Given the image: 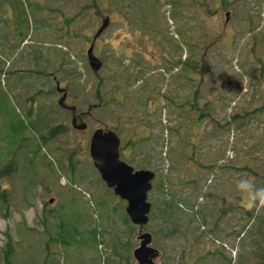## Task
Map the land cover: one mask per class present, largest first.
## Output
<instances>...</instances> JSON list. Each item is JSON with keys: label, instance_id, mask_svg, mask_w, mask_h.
Returning a JSON list of instances; mask_svg holds the SVG:
<instances>
[{"label": "rangeland", "instance_id": "1", "mask_svg": "<svg viewBox=\"0 0 264 264\" xmlns=\"http://www.w3.org/2000/svg\"><path fill=\"white\" fill-rule=\"evenodd\" d=\"M224 2L21 0L26 14L38 9L21 36L17 4L0 0V137L11 122L21 127L20 117L42 112L65 130L44 152L53 167L68 169L59 179L45 175L31 145L19 151L16 170L0 178L8 202L4 210L0 196V264L6 255L9 264H137L139 228L127 231L115 210L126 203L92 166L97 129L117 134L120 159L154 173L153 185L170 182L149 192L156 211L142 228L157 264H264V206L247 208L239 187L241 180L264 186V0ZM105 17L93 49L102 67L93 73L86 50ZM62 35L67 42L57 40ZM189 59L196 68L183 64ZM56 83L86 130L71 127ZM137 133V146L127 147ZM171 197L180 211L169 221L158 204ZM66 205L65 221L79 225L87 246L58 243ZM90 228L102 234L97 245Z\"/></svg>", "mask_w": 264, "mask_h": 264}, {"label": "trees", "instance_id": "2", "mask_svg": "<svg viewBox=\"0 0 264 264\" xmlns=\"http://www.w3.org/2000/svg\"><path fill=\"white\" fill-rule=\"evenodd\" d=\"M11 3L17 4V17H16V21L14 20V23L16 24V28L18 31V34H20L21 36H26L27 32L31 29L30 26V22L33 19H37L35 16L36 11L38 10L37 8L33 9L30 11L31 15L26 14L24 9V5L22 6L21 4V0H7ZM20 3V4H19ZM19 4V5H18ZM30 5V3H29ZM31 6V5H30ZM226 4L223 0V7L225 8ZM30 16V17H29ZM58 41H64L67 42L68 38L67 35H62L59 38H57ZM189 46V44H187ZM55 52L61 57L62 60H64L66 58L65 55H63V53L60 50H55ZM40 56V55H39ZM45 59V58H43ZM62 64H64V62L62 61ZM185 66H189L190 68H196L197 64H194L193 66L189 65L191 64L190 59L185 61L183 63ZM166 99H168V101L173 104V101L171 100V98L169 96H166ZM75 107V106H74ZM76 108V107H75ZM77 110V108H76ZM39 115H36V119L34 120H30L27 119V115H24V118L20 117L19 123L21 127H17L15 126V122H11L10 127H5L3 130V136L0 137V164H2V167L0 168V178H3L6 175L11 174L12 172H14L17 168V158H18V153L20 150L26 152L27 150V146L30 147V145L33 147V152L35 154V157L40 159V163H41V167H42V172L45 175H49V176H53L56 179H59L62 177V175L66 176L68 173V169H63L59 163L56 162V166H52L51 164V160L49 158L48 160V156L49 154L45 153L44 150L46 151H50V147H48L49 144V140L56 138L59 135H63L65 133L64 127L62 125L59 124H54L52 126H50L49 124H47L44 115H42V112L38 113ZM26 116V117H25ZM71 117H76L77 119H79L77 112L72 115ZM238 118V115H234L232 117V120H236ZM83 119V118H82ZM80 120V119H79ZM78 120V121H79ZM169 130V127H168ZM171 132V129H170ZM117 135V134H116ZM136 139L135 140H131L127 143V147L128 146H137V141L140 140L141 135L139 133H137V136H135ZM142 138V137H141ZM143 140V139H141ZM11 145L14 147H10L9 149H1L2 147L4 148L5 145ZM28 158L31 160V155L27 154ZM119 157H121L124 161L125 158L123 157V149H119ZM192 157L190 156V159ZM58 161V159H57ZM122 161V160H121ZM71 163V162H70ZM126 163V162H125ZM127 164V163H126ZM28 167L30 166V164H27ZM73 166H71L72 168ZM211 169V167H210ZM139 170H144V169H139ZM70 173H73V171H69ZM62 174V175H60ZM161 181H156V183L153 185L151 184V190H155V191H162L165 183L167 182L166 179H160ZM82 181V179H80V182ZM168 184H170V182H167ZM264 187V186H263ZM74 190V189H73ZM75 191V190H74ZM0 196L1 199L5 197L4 193H1L0 191ZM0 199V200H1ZM1 203H3L5 209L6 210L8 208V202L7 200H1ZM151 208H150V213L149 216L153 215V212L156 211V205L157 204H150ZM158 211H159V216L164 218H167V220H172L173 217L175 216L176 212L180 211L178 205L176 204V200L174 199V197H171L168 199V201L166 202V200L163 203H159ZM3 208V206H1ZM67 205L65 207H62L61 209V219H60V224L61 227L63 228V231L61 233L64 234H60L61 237L58 239V243H60V246L62 248H67L69 246H71L72 244L78 243L77 246H87V244H89V241L87 242L83 237H82V233L79 230V225H77L75 222L72 224H69L68 222L65 221L64 216L67 215L68 210H67ZM116 216L121 219V216L124 217V221H122V223L124 222V225H128L127 231H132L134 230L132 224L130 223L127 215L124 213V211L122 210V207L120 206H116ZM7 214V213H6ZM60 216V214H58ZM96 227V226H95ZM133 228V229H132ZM90 239L91 241H95L96 245L98 244L99 240H97L98 235H102L96 228H90ZM84 236V235H83ZM116 237H118L116 235ZM118 239V238H117ZM103 243V242H102ZM127 245V244H125ZM131 245L128 244V248L126 249L128 252L131 250ZM210 252V251H208ZM113 253L115 254V251L113 250ZM127 263L128 262V258L126 257L125 260ZM5 262L9 264V259L6 255L5 257ZM229 264V263H228Z\"/></svg>", "mask_w": 264, "mask_h": 264}, {"label": "water", "instance_id": "3", "mask_svg": "<svg viewBox=\"0 0 264 264\" xmlns=\"http://www.w3.org/2000/svg\"><path fill=\"white\" fill-rule=\"evenodd\" d=\"M109 25V18L106 17L97 30L94 40ZM93 43L86 51L89 68L97 73L102 66L101 61L93 54ZM60 91V90H59ZM65 94L59 99L60 108L75 113V107L65 105ZM71 126L75 130H85L86 125L77 124L73 117ZM120 140L112 131L104 132L97 129L92 132L89 141V155L94 168L99 173L101 180L106 186L113 190V193L121 200L126 201V215L134 226L139 227L137 240L138 247L133 252V259L137 264H157L158 251L151 247L152 237L148 232H142V228L148 222V214L151 205L147 202V193L151 189V182L154 173L148 170L134 171L133 168L119 159Z\"/></svg>", "mask_w": 264, "mask_h": 264}, {"label": "clouds", "instance_id": "4", "mask_svg": "<svg viewBox=\"0 0 264 264\" xmlns=\"http://www.w3.org/2000/svg\"><path fill=\"white\" fill-rule=\"evenodd\" d=\"M239 187L244 193V203L247 208L264 206V187L257 188L252 180H241Z\"/></svg>", "mask_w": 264, "mask_h": 264}, {"label": "flooded vegetation", "instance_id": "5", "mask_svg": "<svg viewBox=\"0 0 264 264\" xmlns=\"http://www.w3.org/2000/svg\"><path fill=\"white\" fill-rule=\"evenodd\" d=\"M95 44V43H94ZM56 86H57V84H56Z\"/></svg>", "mask_w": 264, "mask_h": 264}]
</instances>
